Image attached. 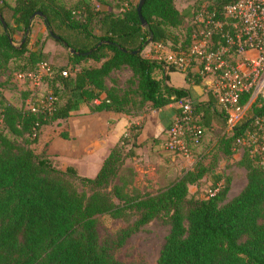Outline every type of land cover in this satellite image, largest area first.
<instances>
[{
  "label": "trees",
  "instance_id": "trees-1",
  "mask_svg": "<svg viewBox=\"0 0 264 264\" xmlns=\"http://www.w3.org/2000/svg\"><path fill=\"white\" fill-rule=\"evenodd\" d=\"M115 1L117 12L94 8L84 0L77 3V10L56 0H14L11 6L3 4L10 11L13 26L5 20L4 26L0 23V73L11 59L20 64L17 72L24 73L33 72L37 64L45 62L46 53L26 46L35 12L40 13L37 16L47 35L62 48L65 64H86H80L66 77L60 75L63 69L54 70L48 64L50 72L42 88L50 86L57 100L59 96L64 98L62 104L57 101L49 115L22 111L0 100V264H123L97 242L94 229L95 216H117L123 210L134 211L137 218L131 228L119 232L118 243L149 220L167 216L169 231L156 264H264V167L256 162H243L244 187L218 205L225 186L205 198L187 192V185H197L204 168L186 170L153 192L128 194L120 152V143L127 134L109 149L93 177L77 176L86 188L84 192L61 180L63 176H76L73 168L58 170L48 156L39 157L24 141L15 140L25 132L33 137L29 143L34 142L37 129L47 118L65 119L80 102L98 99L92 111L124 114L128 111L126 105L135 99L139 105L147 102L150 108L160 109L190 98L191 110L203 130L221 132L218 142L222 150V146L238 144V137L250 127L251 116L264 113V104H251L234 128L224 131L225 113L210 92H206L205 101H197L187 88L165 83L168 72L179 71L186 83L191 80L199 84L201 78L194 70L162 68L141 54L147 44L168 41L176 48L178 38L170 29L179 28L182 14L173 0H143L140 16L144 24L135 10L138 0L125 7L121 0ZM233 1L201 0L207 2L208 8L217 9ZM189 27L184 44H178L181 48L189 43L192 23ZM14 31L21 32L16 45L11 36ZM121 67L131 72L134 88L120 90L113 84L105 85L109 73ZM155 70L160 71V78L153 76ZM174 111L178 113V108ZM127 150L129 156L133 155L131 147Z\"/></svg>",
  "mask_w": 264,
  "mask_h": 264
},
{
  "label": "rangeland",
  "instance_id": "rangeland-1",
  "mask_svg": "<svg viewBox=\"0 0 264 264\" xmlns=\"http://www.w3.org/2000/svg\"><path fill=\"white\" fill-rule=\"evenodd\" d=\"M13 1L14 0H0V6L2 7L5 3L11 6ZM56 1L65 7L75 8L77 3L82 0ZM84 1L97 9L112 10L113 12L118 11L115 7V4H117L115 0ZM135 1L136 0H121L122 7L134 4ZM173 4L182 14V20L179 28H171L170 31L177 35L178 44L181 42L184 44L183 42L186 37V32L190 29L189 25L191 24L190 16L192 10L196 11L201 5L205 6L207 2H201V0H173ZM75 10L77 9L75 8ZM2 20H5V22L12 25L10 11L6 6H3ZM11 36L13 38V44L16 45L21 38V32L14 31ZM26 38L27 48L40 50L46 53L47 57L44 61L51 65L54 70L57 68L61 70L63 69L67 74L72 75L73 72L77 71L81 66L80 64H86L84 62L77 64L74 67L65 64V60L62 57V48L47 35L41 19L37 15H34L30 21L29 31L26 34ZM164 46L165 49L175 48L168 41L164 42ZM141 54L152 58V45L147 44L141 51ZM16 66H20V64H16V61L11 59L8 61L6 68L0 73V100L17 109L26 111L27 100H29L30 94L33 93L34 89H29L31 85H29L28 79L24 82L15 80L14 73L19 70ZM181 73L182 72L179 71L169 72L168 75L170 81L174 86H183L185 80H183V73ZM153 76L155 78H160V71L155 70ZM104 83L106 86H111L113 84L120 90H125L127 87L134 88V78L131 77V72L126 67L111 71L104 79ZM47 89L53 90L50 86ZM192 90L191 86H189L190 96L195 97ZM63 100L64 98L59 96L58 104H62ZM137 101L138 100L135 99V102L131 105L127 104V109L125 110L128 111L124 114L131 116L137 113L149 114V104L146 102L139 105ZM80 103H83L85 109L92 111V102ZM178 106L179 104L173 103L171 108L172 110H175ZM74 112L75 110L70 111L69 116L65 119L47 118L46 122L41 124L39 129H37L38 135H36L37 137L32 143L29 142L33 137L25 132L20 136H16L15 140L17 142L24 141V144L31 148L39 157L48 156L47 160L58 170H63L65 167L73 168L76 176H63L61 180L76 191L84 192L86 191V188L82 186L77 176L93 177L109 150L101 160L93 175H83V173L86 174L91 170L90 167H87V164V166L83 165L82 170L80 165L84 162L83 160L80 161L78 165L80 171L83 173L77 170V167L73 165V162H76L74 157H82L85 153L81 152L82 150H76V145H78L81 140L73 137L71 131L72 119L76 120L78 118ZM80 115L82 114L80 113L79 116ZM159 116L160 119H162L163 128H165L171 120H165L163 117L161 118V113ZM130 126V130L127 129L126 131V139L120 143V152L123 156L121 172L124 176L123 179L126 182L125 190H127L126 192L128 194L153 192L165 187L186 170H199L200 168H204L197 185H187V192L196 197L205 198V191L212 185L220 183L221 187L225 186L227 188L222 198L217 202L218 205H222L235 197L246 183V170L243 167V162L246 160H250L253 164L256 162L251 150L242 144L227 148H223L222 146L221 150V145L218 141L222 134L218 131H206V133H203L199 145L191 148L192 151L190 157L186 158L166 152L160 148L159 143L163 138L162 131H164V129L159 132V134L161 133L159 138L156 136L154 138L149 137L148 142H145L142 145H136L137 143H134L136 138H133V134L139 129L140 121L138 120V123H131L129 127ZM7 135L13 137L10 133H7ZM82 137H87L86 132ZM210 137H212L211 139L213 141L209 140ZM152 140L156 141L153 143ZM206 140H208L207 143ZM130 147L133 151V155L131 156L128 155L129 151L127 150ZM48 148L50 150H48ZM205 148L207 150H203ZM240 160H242V164H239ZM218 176L219 179L216 181ZM136 218V213L129 210H123L117 216L109 214L95 216L94 229L97 242L103 246L115 260L123 264H156L159 252L169 231L168 218L167 216L155 217L140 226L137 231L125 237L122 242L118 243L119 232L131 228ZM183 225L186 226L185 221H183Z\"/></svg>",
  "mask_w": 264,
  "mask_h": 264
},
{
  "label": "built area",
  "instance_id": "built-area-1",
  "mask_svg": "<svg viewBox=\"0 0 264 264\" xmlns=\"http://www.w3.org/2000/svg\"><path fill=\"white\" fill-rule=\"evenodd\" d=\"M191 23L193 31L185 48L165 49L164 44L157 43L149 58L162 68L194 70L204 79L205 92L214 96L225 113L224 131L230 132L248 106L264 104V0H235L219 9L201 5ZM49 72V65L41 62L33 73H14L15 80L24 82L27 78L29 89H34L27 100L30 113L49 115L56 108L57 96L42 88ZM60 75L69 74L62 70ZM177 104L178 113L162 131L159 144L166 152L189 158L191 148L202 140L203 128L191 110L190 98ZM249 126L237 143L251 150L256 163L264 167V113L251 116ZM220 188L221 184L216 183L207 190L206 197Z\"/></svg>",
  "mask_w": 264,
  "mask_h": 264
},
{
  "label": "crops",
  "instance_id": "crops-1",
  "mask_svg": "<svg viewBox=\"0 0 264 264\" xmlns=\"http://www.w3.org/2000/svg\"><path fill=\"white\" fill-rule=\"evenodd\" d=\"M146 57L149 58V56L147 55ZM168 74H167L168 78L165 81V83L167 85L174 86L171 83ZM183 80H184V76H183ZM189 86H191V88L193 89L192 90L193 95H195V97L190 96L193 100H197V101L206 100L207 97H206V92L204 90V79H200L199 84H194L191 82V80L188 83L184 81L183 86L180 87L187 88L189 90ZM174 87H178V86H174ZM171 105L172 104L164 106L166 108L162 107L164 109L150 108L149 114L137 113L131 116L123 113L105 111V110L89 111L88 109H85L83 103L78 104V107L74 112V114L78 118L76 120L72 119L71 131L73 133V137H76L77 139L81 140V142L78 143V145H76V150H82L81 152H84L85 155H83L82 157H74L76 162L74 161L73 165L77 167V170L79 172H81L78 165L80 161L83 160L84 162L81 163L80 165L82 170H83V165L86 164L88 165L86 166L90 167L91 170L86 174H84L83 172L81 173L87 176L93 175L96 172L101 160L106 155L109 148L112 147L121 136L126 134V131L131 123H138V120L140 121V128L138 130L135 143L142 145L145 142H148L149 137L154 138L156 136L159 138L161 134V133L159 134V132L164 129L162 119H160L159 115L161 113V118L163 117V119L165 120H172L173 116L175 115V111L172 110ZM80 113L82 115L79 116ZM203 131L204 133H206V130ZM85 132L87 134V137L83 138L82 136ZM211 138L212 137L209 138L210 141L212 140ZM152 141L154 143L156 140H152ZM207 142L208 140H206V143ZM48 150L50 149L48 148ZM203 150H207V149L205 148Z\"/></svg>",
  "mask_w": 264,
  "mask_h": 264
},
{
  "label": "water",
  "instance_id": "water-1",
  "mask_svg": "<svg viewBox=\"0 0 264 264\" xmlns=\"http://www.w3.org/2000/svg\"><path fill=\"white\" fill-rule=\"evenodd\" d=\"M142 2H143V0H138L135 10H136V13H137V16H138L140 22L142 24H144V22H143V20H142V18L140 16V7H141ZM34 15H40V13L39 12H35L32 16H34ZM0 23H1L2 26H4V23H3L1 17H0ZM70 52H72V50H70Z\"/></svg>",
  "mask_w": 264,
  "mask_h": 264
}]
</instances>
